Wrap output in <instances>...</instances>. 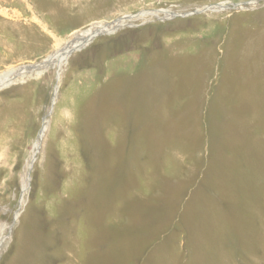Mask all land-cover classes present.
Segmentation results:
<instances>
[{"label": "rangeland", "instance_id": "rangeland-1", "mask_svg": "<svg viewBox=\"0 0 264 264\" xmlns=\"http://www.w3.org/2000/svg\"><path fill=\"white\" fill-rule=\"evenodd\" d=\"M132 16L0 88V264H264V0H0V77Z\"/></svg>", "mask_w": 264, "mask_h": 264}, {"label": "bare ground", "instance_id": "bare-ground-1", "mask_svg": "<svg viewBox=\"0 0 264 264\" xmlns=\"http://www.w3.org/2000/svg\"><path fill=\"white\" fill-rule=\"evenodd\" d=\"M123 24L124 23L121 22V23H113V24H109V25L100 24V25L93 26L88 31L79 34L77 39L72 41L68 45V47L65 49V51H61L58 54H56L55 56H53L51 61L61 65L64 61H66L67 56H69L70 51L73 48H75V49L80 48L81 49V48L87 46V44H89L90 41L94 37H96L100 34L102 35V34H107V33L113 32V31H115L116 28L122 27ZM28 71H29L28 68H25L23 70H14L11 73H8V74L0 77V88L7 86V84H9L10 82L12 83L13 80L18 78L19 76H21L23 74H27Z\"/></svg>", "mask_w": 264, "mask_h": 264}, {"label": "water", "instance_id": "water-1", "mask_svg": "<svg viewBox=\"0 0 264 264\" xmlns=\"http://www.w3.org/2000/svg\"><path fill=\"white\" fill-rule=\"evenodd\" d=\"M246 4L247 3H244V4H232V7L234 9H237L238 7H242L243 5H246ZM229 8H230L229 6H225V5H222V4H218L216 6L207 7L204 10H201V11H195L194 13H190V14H186V15H173V16L174 17H188V16L195 15V14L196 15L197 14H202V13H204L206 11L226 10V9H229ZM163 12L164 11H161V13H163ZM166 13H168V12H166ZM134 17H137V16L122 18V19H119V20L114 21L113 23H121L124 20L131 19V18H134ZM113 23H109V24H113ZM52 57L53 56L49 57L48 59H46V60H44V61H42V62H40V63H38L36 65H31V66H28V67H22V68H20L18 70H23L25 68H28L29 69V71L27 72L28 75L34 74L36 72L41 73L42 71L47 70L52 65V61H51L52 60Z\"/></svg>", "mask_w": 264, "mask_h": 264}]
</instances>
